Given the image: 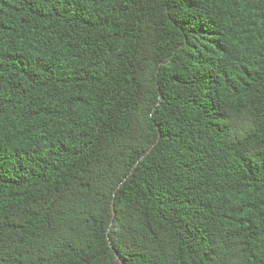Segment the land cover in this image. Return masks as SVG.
I'll use <instances>...</instances> for the list:
<instances>
[{"label": "trees", "instance_id": "1", "mask_svg": "<svg viewBox=\"0 0 264 264\" xmlns=\"http://www.w3.org/2000/svg\"><path fill=\"white\" fill-rule=\"evenodd\" d=\"M0 264H264V0H0Z\"/></svg>", "mask_w": 264, "mask_h": 264}]
</instances>
